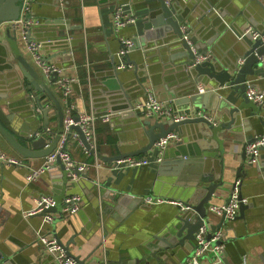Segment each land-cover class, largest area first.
<instances>
[{"label": "crops", "instance_id": "obj_1", "mask_svg": "<svg viewBox=\"0 0 264 264\" xmlns=\"http://www.w3.org/2000/svg\"><path fill=\"white\" fill-rule=\"evenodd\" d=\"M180 1L182 11L179 17L183 19V16H188L185 20L186 25L191 24L188 30L193 34L192 38L209 39L220 35L214 42L231 59L242 56L244 47L225 28L218 17L220 10L224 15L222 18L236 31L248 25L258 30L264 29V0ZM119 4H124L127 12L136 16L137 20L116 31L113 14ZM208 4L212 5L208 11L215 10V14L207 15ZM30 12L42 21V25L36 29L37 37L58 39L51 50L57 52L58 56L50 60L64 67L65 72L79 82L73 84L76 110L89 111L92 108L98 115L97 151L102 155L114 156L136 151L148 142L145 129L149 126L144 121L151 119L153 123L161 119L149 117L140 106L145 99V87L153 86L162 100L180 112L201 109L196 104L190 105V96L193 93H204L198 89L203 83L209 91L227 98L235 106L243 102L242 94L230 86L215 87L203 81L193 86L191 78L188 81L187 72L177 71L171 65L173 60L183 57L178 52L171 58L159 57L158 51H153V55H157L153 58L144 54L145 47L154 41L163 42L164 39H170L169 48L177 50L179 47L174 45H179L180 40L170 30L165 38L147 40L145 44H141L142 47L131 50L128 56L135 64L129 62L125 68L117 67L120 63L118 51L123 39L133 38L136 44V40L145 33V23L160 12L158 0H67L63 8L55 5L52 0H35ZM81 31L87 34V46L81 42L68 47V43H73V40L78 42ZM145 61L150 62L152 79L149 76L142 77L144 68L140 66ZM86 62L89 64L88 68ZM42 75L43 81L57 95L59 90L51 76L44 73ZM250 78L264 92V76H249ZM139 80L142 82L139 83ZM173 93L182 95L175 96ZM0 94L4 95L0 101L4 113H13L14 122L18 126L24 125L28 132L38 126L39 130L45 132L42 136L47 138L48 143L59 132V114L55 103L44 92L36 94L30 85H26L22 74L1 67ZM36 95L43 98L42 102L46 100L45 104L49 107L48 128L52 135L46 133V128L43 127L42 111L37 108L34 118L26 115L28 108L36 103ZM58 98L64 108L61 96ZM109 104L121 112L111 115L115 119L104 121L100 116L106 114L103 110ZM212 104L213 98H209L206 101L208 110L203 109L212 120L220 124V120L230 119L225 109L221 119L216 118ZM128 106L134 107L125 111ZM205 130L204 124L178 126L174 131L181 139L169 143L164 150L163 160L138 168H124L116 160L105 161L101 158L100 164L95 165L94 154L85 152L79 141L72 138L68 144L69 152L75 160L88 163L89 169L85 178L81 176L78 181L67 183H64L65 173L57 161L52 165V170H46L35 180L28 181L26 175L30 168H39L45 157L25 158L0 135V148L23 163L22 166L0 164L2 260H11V264H56L53 255L47 253L38 241L39 235L47 229L43 222L44 216L25 214L35 205V197L42 193H52L61 198L62 195L78 193L83 198L78 212L66 215L63 211L65 204L61 203L57 212H54L57 217L53 223L55 233L68 245L75 257L83 259L87 264H185L186 258L194 251L195 238L185 240L184 245L180 244L177 232L182 222L179 216L184 214L172 202L180 198L190 201L188 187L178 182L179 175L173 170L176 167L174 162L182 156L202 158L190 163V171L180 173L184 179L195 176L198 168L199 173L209 176V180H224L227 191L214 198L211 203L225 201L236 180L240 181L241 194L249 200L243 213L238 212L233 219L226 218L221 228H218V224L222 216L207 209L208 233L221 231L225 245L223 258L218 259L209 251L205 257H200L202 264H264V146L260 150L258 163L249 162L246 154L243 156L245 144L264 133V106L261 111L241 109L236 125L221 131L218 139L224 140L221 145L216 139L214 145L207 143V140L214 137L204 134ZM163 161H167L164 166ZM150 194L166 200L147 203L145 196ZM185 233L186 229L181 234Z\"/></svg>", "mask_w": 264, "mask_h": 264}, {"label": "water", "instance_id": "obj_2", "mask_svg": "<svg viewBox=\"0 0 264 264\" xmlns=\"http://www.w3.org/2000/svg\"><path fill=\"white\" fill-rule=\"evenodd\" d=\"M24 0H0V68H10L18 73L22 74V78L26 81V85H30L36 94L39 93H46L50 100H52L57 109L59 114V132L54 136L52 141L48 143V140L45 136H34V134L39 130L38 126L37 128H34L33 131H27V128H24L23 126H18L14 122L15 115L12 114H6L4 113L1 105H0V135L4 137V139L10 144V146L18 152L20 155H22L25 158H33V157H46L51 152L54 151V149L57 147L61 133L64 130V108L58 98V96L54 93V91L46 85V83L43 81L42 72L41 69L38 67V65L35 63L32 54L27 50L24 49L25 47L22 45V41L19 38L18 31L12 27L10 24L12 21L18 19L21 15V9L22 4ZM160 2V12L156 14L154 17H152L149 21H147L144 25L145 33L142 34V36L136 40V44L133 47L132 50L137 49L139 47H142L145 44L147 40L151 41L153 39L158 38H165L167 36V32L170 30L172 31V35L174 37H177L178 41L180 42L179 45H174V47L178 46L179 50H173L169 48L170 39H164L163 42H156L154 41L151 45L144 48V54L147 57H157V55H153V51H158L159 57L165 56L168 58H171L172 55L174 56L175 53L178 52L179 55H183L181 59L179 60H173L171 62V65L173 69L175 70H184L187 72L188 75V81H192L193 86H196L198 83L200 84V81L213 84L215 87H224V86H230L234 90L240 92L243 97V102L239 106H235L230 100L227 98L221 97L218 94H215L214 92L209 91L207 85L203 83L204 87V93L202 94H191L190 96V105L196 104L197 107L201 109L208 110L206 108V101L209 100V98H213V104L212 109L215 112V117L221 119V115L224 112V109L227 111V113L230 116V119L228 121H222L220 120V124L216 122L215 120L209 119L207 116L204 115H193L191 114L192 109H190V116L175 121L171 118L169 119H162L157 120L152 123L151 119H147L144 121L145 125L149 126L145 129V133L148 139V142L139 148L136 151L132 152H126V153H120L116 154L114 156H105L100 154L97 151L98 156L105 161H113V160H119L123 159L128 156H138L144 153H147L154 145V143L161 137L166 136L170 132L174 131L175 128H177L180 125L183 124H204L206 126L205 133L208 136H212L214 138H211L210 140H207V143H210L214 145V139L218 140L220 139L219 136L222 134L223 129H230L233 128L236 125L237 118L239 119V113L241 109L243 108H252L255 111H261L263 109V106H258L253 100H251L246 92L247 89V80L249 79V76H257L260 75L257 72V68L260 65L259 56L264 54V42L261 37L253 38L251 34H248L244 38H240L234 30H232L228 24L223 20L225 18L221 10L218 12V17L222 20V22L225 25V28L233 33L235 37L242 43L244 47V52L242 56H239L237 59H231L229 56L225 55L220 47L219 44L215 40L218 39V36H213L209 39H196L193 38V43H188L186 39L183 38V30L182 25L187 23L185 20L188 16H183V19L179 17L182 11L181 7V1L180 0H170L168 2L167 0H158ZM212 8L211 4H208L206 8L207 15H210L212 13L215 14V10L209 12ZM209 10V11H208ZM31 14H26L25 17H30ZM42 25V24H41ZM41 25H38L34 28L33 34L31 36H28V39L31 38L37 41H40L42 43L41 50L44 52V55L47 59H50L52 57L58 56L57 52H51L52 49H54L53 44L58 39H51V38H45L46 36H39L37 37L36 29L40 27ZM191 25V24H190ZM190 25H186L187 28H189ZM242 29L237 30V32L242 33ZM261 34H264V29L259 30ZM37 34V35H36ZM35 38H34V37ZM193 34L191 33V37ZM41 37V38H40ZM68 37V36H67ZM69 38V37H68ZM51 40L52 42L46 44V40ZM61 39V38H60ZM70 39H73V37H70ZM76 40H73V43H68V47L73 45H77L81 42H83V35L80 33V35L77 38V43H75ZM123 46V45H122ZM163 49H167V51H163ZM172 50L170 52V50ZM152 51V53H149ZM182 51V52H180ZM51 52V53H50ZM30 53V54H29ZM199 55H207L206 58L202 61L197 62L196 58ZM31 56V57H30ZM245 58L244 62L242 64L239 63L240 58ZM114 60V56L112 57ZM163 58V57H162ZM113 62V61H112ZM126 64L134 63V60H132L128 54L125 57ZM193 62H195L193 65H191ZM190 63V67H188V64ZM150 62H144L140 68H144V74L142 77L149 76L151 78V72L149 68ZM114 68L116 69V63L114 64ZM139 68V67H137ZM116 76H118L117 71H115ZM51 78L54 82H56L57 74L54 72L51 75ZM152 79V78H151ZM206 79V80H204ZM141 83L142 80H139ZM153 84V83H152ZM79 90L77 89V92ZM181 93H173V95L178 96ZM182 95V94H181ZM2 97H4L3 94H0V101L2 100ZM94 99V98H93ZM187 99V98H186ZM36 103L32 105L29 109L28 114L32 118L35 116V111L38 108L40 111L43 112L44 117V128H48L49 125V107L46 106L45 102L43 101V98L41 96L36 95L35 96ZM96 106V105H94ZM134 106H128L125 111H129L133 109ZM116 107L112 106V104L107 105L103 112H112L114 114L117 112H121V110H115ZM193 108V107H192ZM188 111V110H187ZM80 110H77V113L73 116L74 121L77 122L79 120V114ZM30 113V114H29ZM126 113V112H125ZM128 113V112H127ZM123 115L124 112H122ZM28 116V117H29ZM112 119H115L113 116L110 117V121ZM262 119V118H261ZM263 121V120H262ZM37 124L39 121L36 122ZM19 127L21 129H19ZM158 128V130H157ZM71 132H77L79 135L80 140L83 142L84 146L86 148H90V144L88 140L86 139L85 133L81 126L78 123H74L70 126ZM26 132V133H25ZM23 139V140H22ZM254 138L249 140V142L253 141ZM68 140H71V134H69ZM219 141V140H218ZM224 140L219 141L220 145L223 143ZM247 142V143H249ZM246 143V144H247ZM246 144L243 148V156L245 157L246 154ZM207 148L209 146H206ZM92 152H94L92 150ZM201 160L202 158L199 157H185L178 159L174 163L176 164V167H174V171L179 175L178 182L182 184L183 186L188 187V197L190 198V201L188 202L187 198H180L181 201H183L186 205H188V208L182 209L184 215L179 216V219L181 220L182 224L179 226V230L177 232V235L180 236L179 242L181 245H184L185 240L187 239H194L195 234L197 230L206 223V219L208 218V205L212 202L214 198H218L219 195H221L223 192L227 191V186L225 185V182L223 179H220L218 182L209 180V176L207 174L199 173L200 169L197 168V174L191 177L190 176L187 179H184L183 176L180 174L181 172L190 171V163L197 162V160ZM57 163L62 166V169L65 173V182L67 183L69 181L67 176V170L65 169L64 163L61 161L60 158L57 159ZM167 161L162 162V166L166 164ZM54 167L52 165L47 169L48 171L52 170ZM84 178L87 176V173H80ZM187 184V185H186ZM234 186V183L232 184V187ZM63 199L60 196L56 197V205L53 207H50L46 209L47 212H57L58 207L61 203L64 204V195H62ZM243 195L240 193L239 197H242ZM230 199V196L226 198V202H228ZM179 200V199H177ZM247 204L241 203L239 212L240 214L243 213L244 208L246 209ZM193 214H195L193 216ZM226 218L222 216L220 223L218 224V228H221L224 220ZM55 221V220H54ZM186 229V233L182 235V231ZM208 236H211L209 233ZM59 241L64 245L66 251L69 255L74 256L67 244H64L61 239L59 238ZM3 253L0 252V264H11V260H2ZM75 257V256H74ZM77 258V257H75ZM77 260L82 264H87L84 262L83 259L77 258Z\"/></svg>", "mask_w": 264, "mask_h": 264}, {"label": "built area", "instance_id": "obj_3", "mask_svg": "<svg viewBox=\"0 0 264 264\" xmlns=\"http://www.w3.org/2000/svg\"><path fill=\"white\" fill-rule=\"evenodd\" d=\"M35 0H24L21 9V15L18 19L12 21L10 24L14 27L19 34V38L21 39L24 49H27L33 56L35 63L41 69L42 73L46 76L50 77L52 73L57 74L56 86L57 89L61 92V98L64 104V130L61 133L60 141L57 147L51 152L49 155L45 157L43 164L39 168H30V171L26 175L28 181H33L38 178L43 172H45L51 165L55 164L58 158L64 163L65 169L67 170V176L69 182L78 181L82 176L80 173H87L89 169V164L83 161L75 160L71 153L69 152V134H71V139H77L79 143L82 145L85 152L92 153L95 156V165L100 164V157L97 154V137H96V120L98 115L94 111V109H90L89 111H80L79 120L77 122L74 121V115L77 113L76 104L73 100L75 86L73 84H78L76 78L72 75H69L65 72V68L59 66L56 62L47 59L44 55V52L41 50L42 43L40 41L34 39H28V36L33 34V30L36 26L41 25L42 21L39 18L35 17L31 10V4ZM53 3L61 8L65 6L67 0H52ZM169 2V0H167ZM31 14L30 17L26 18V14ZM137 17L133 14L127 12L124 4H119L114 9L113 14V24L114 29L119 31L120 28H123L126 25L135 23ZM226 24L227 21L223 19ZM228 26L234 30L231 25ZM183 30V38L188 41L189 44L192 45L193 39L191 37V32L188 30L185 24L182 25ZM242 33L234 32L240 37L244 38L248 34H251L253 38L261 37L264 42V34H261L258 29H255L251 25L245 26L242 29ZM83 35V44L85 47L87 46V34L85 31H81ZM52 42L51 40H46L45 43L48 44ZM122 47L118 51V56L120 59V63L118 64V68H125L127 66L125 62L126 55L133 49L135 46V40L130 37H126L122 41ZM72 49H70L71 51ZM207 55H199L196 58V61H202L206 58ZM245 58H240L239 63L242 64ZM260 65L257 68V72L260 75L257 77L264 76V54L259 56ZM193 62L191 65H193ZM86 67H89L88 62H86ZM190 67V63L188 64ZM90 78L88 77V80ZM75 82V83H74ZM152 86V85H151ZM200 92H204L203 85L198 87ZM248 97L253 100L258 106H264V92L261 91L253 78L247 80V89H246ZM142 105V109L146 115L149 117L156 116L159 119H173L175 121L182 120L188 116H190L189 112L186 111H177L172 106L167 104L164 100H162L155 89L151 87H145V99L140 103ZM193 115H204L209 119H212L209 114L203 109H193L191 111ZM112 112H106V114H102L100 116L104 121H109ZM74 123H78L83 129L86 139L90 144V148H86L83 142L80 140L77 132H71L70 126ZM46 133L51 134L52 132L49 128L45 129ZM45 134L43 130H38L34 136H42ZM181 137L175 131L170 132L164 137L159 138L153 145V147L148 151L146 155L142 156H128L123 159L116 160V163L124 168H138L146 165H150L152 162H161L163 160L164 150L167 148L171 141L180 140ZM264 146V133L255 136L253 141L246 144V155L251 163L259 162V154L261 148ZM92 150L94 152H92ZM154 153H152V151ZM0 164H15L22 166L23 163L18 158L14 156L8 155L0 148ZM240 191V181L236 180L234 182V186L229 194L230 199L228 202L223 201L221 203H211L209 205V212L219 214L220 216H224L225 218L233 219L239 212L241 203H248L247 197H239ZM166 200L160 196L147 195L145 196V201L147 203L153 204L157 202H162ZM56 197L52 193H42L35 197V205L27 210L26 216L42 214L44 216L43 222L44 226L47 227L45 232L39 235L38 241L42 244L43 248L47 253L53 255L54 261L56 264H82L77 258L71 256L66 251L64 245L59 241L58 235L55 233L53 228L54 220L57 217V214L53 212H47L46 209L53 207L56 205ZM65 206L63 208L64 213L66 215H72L81 208L83 204V198L78 193L67 194L63 200ZM173 203L177 204L181 209L188 208L181 200H172ZM59 215V214H58ZM64 215V214H61ZM208 227L206 223L202 225L196 232L195 235V248L191 256L186 258L185 264H202L200 261V257H205L209 251H212L216 258H223V248L224 242L222 239V232L215 231L211 236H208ZM171 264V263H166Z\"/></svg>", "mask_w": 264, "mask_h": 264}, {"label": "rangeland", "instance_id": "obj_4", "mask_svg": "<svg viewBox=\"0 0 264 264\" xmlns=\"http://www.w3.org/2000/svg\"><path fill=\"white\" fill-rule=\"evenodd\" d=\"M54 89H56V88H54ZM57 92H58L57 95H58V96H61L60 92H59V91H57Z\"/></svg>", "mask_w": 264, "mask_h": 264}, {"label": "flooded vegetation", "instance_id": "obj_5", "mask_svg": "<svg viewBox=\"0 0 264 264\" xmlns=\"http://www.w3.org/2000/svg\"><path fill=\"white\" fill-rule=\"evenodd\" d=\"M22 45H23V43H22Z\"/></svg>", "mask_w": 264, "mask_h": 264}]
</instances>
